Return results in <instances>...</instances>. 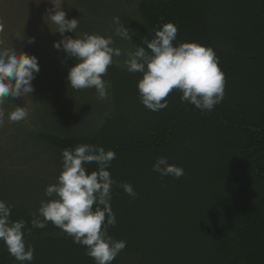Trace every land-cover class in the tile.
<instances>
[{
  "label": "trees",
  "instance_id": "16d2710c",
  "mask_svg": "<svg viewBox=\"0 0 264 264\" xmlns=\"http://www.w3.org/2000/svg\"><path fill=\"white\" fill-rule=\"evenodd\" d=\"M128 2H134L135 17L125 41L131 51L145 46L143 40L163 24L174 23V43L196 42L215 51L225 75L224 99L205 112L173 91L168 107L152 112L139 99L141 74L128 72L124 60L113 63L104 77L111 84V110L88 133L35 135L60 165L48 175L57 182L66 148L93 144L116 153L108 170L116 181L111 208L117 224L108 231L126 248L112 264H264V0ZM157 157H167L184 175L153 172ZM86 167L96 170L94 163ZM123 183L132 185L135 199ZM40 185L0 191L10 219L26 222L31 264H95L84 246L50 222L31 227L41 201L49 199ZM0 264H20L3 242Z\"/></svg>",
  "mask_w": 264,
  "mask_h": 264
},
{
  "label": "clouds",
  "instance_id": "9594fccd",
  "mask_svg": "<svg viewBox=\"0 0 264 264\" xmlns=\"http://www.w3.org/2000/svg\"><path fill=\"white\" fill-rule=\"evenodd\" d=\"M46 17L56 26L54 33L61 39L53 47L62 50L75 63L68 69V85L76 91L94 88L98 99H106L109 81L104 77L114 57L126 55L124 64L130 73H140L137 91L140 102L148 110L159 112L168 107V97L173 91L182 93L181 102H188L201 111H212L225 95V75L219 67V58L211 47L196 42L174 43L178 27L168 22L155 30L145 46H136L126 54L114 47L112 36L84 33L81 37L66 36L79 26L77 18H66L63 0H51ZM115 36L130 40V30L119 17L113 18ZM4 25L0 23V32ZM21 35V34H20ZM23 39V38H22ZM33 43L34 38H28ZM37 57L17 51L14 47L0 46V126L3 125L5 98H22L34 91L32 81L39 72ZM28 110L17 106L8 114V120L26 119ZM116 153L102 146L81 144L74 149L62 150V171L57 182L45 188L49 199L41 201L38 214L31 219V227L43 229L50 222L72 238L73 243L85 247V254L95 264H112L126 248V241L115 240L109 228L117 219L111 208L112 190L116 181L108 170ZM95 164L90 173L87 165ZM152 171L161 177L179 179L184 169L168 162L167 157H157ZM132 199L137 193L129 183L120 185ZM11 207L0 200V242L20 264H31L34 249L25 239L26 222L13 221Z\"/></svg>",
  "mask_w": 264,
  "mask_h": 264
},
{
  "label": "rangeland",
  "instance_id": "374dc122",
  "mask_svg": "<svg viewBox=\"0 0 264 264\" xmlns=\"http://www.w3.org/2000/svg\"><path fill=\"white\" fill-rule=\"evenodd\" d=\"M50 2L0 0V23L4 25L3 32H0V45L37 57L40 69L31 82L34 91L29 96L5 98L2 106L0 191L25 190L27 185L40 188V184L45 189L56 183L48 172L56 174L60 165L51 162L54 160L52 152L34 141L37 132L88 133L98 116L111 110L109 96L101 100L94 88L76 91L68 85L67 72L75 60L53 47V42H58L61 37L54 33L56 26L46 17V10L52 7ZM133 5L134 2L129 3L128 0H63L66 18L79 21L76 31L65 35L74 38L84 33L112 36L114 47L126 54L131 49L126 40L115 36L113 18L119 17L127 27L129 20H135ZM28 38H34V42L28 43ZM113 59L114 63L121 62L126 55ZM17 106L25 107L28 116L22 121L11 122L8 114Z\"/></svg>",
  "mask_w": 264,
  "mask_h": 264
},
{
  "label": "flooded vegetation",
  "instance_id": "af4514ba",
  "mask_svg": "<svg viewBox=\"0 0 264 264\" xmlns=\"http://www.w3.org/2000/svg\"><path fill=\"white\" fill-rule=\"evenodd\" d=\"M35 20H36V21H38V18H35ZM0 46H3V47H5L4 45H0Z\"/></svg>",
  "mask_w": 264,
  "mask_h": 264
}]
</instances>
